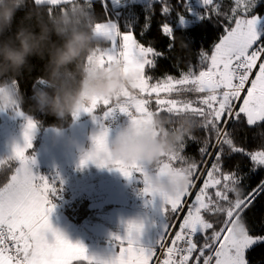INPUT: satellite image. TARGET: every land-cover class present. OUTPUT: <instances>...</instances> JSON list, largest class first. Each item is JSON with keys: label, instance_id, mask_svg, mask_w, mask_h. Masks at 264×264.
I'll return each mask as SVG.
<instances>
[{"label": "snow or ice", "instance_id": "6c2138e0", "mask_svg": "<svg viewBox=\"0 0 264 264\" xmlns=\"http://www.w3.org/2000/svg\"><path fill=\"white\" fill-rule=\"evenodd\" d=\"M96 2L83 0L82 5L93 15ZM100 2L107 15L103 22L94 21L100 37L99 62L101 65L121 62L124 72L134 73L136 81L131 90L124 91L131 103L94 98L73 114L77 120L81 114H88L99 124V131L91 137L93 147L82 156L81 166L91 163L99 168L116 169L129 179L138 176L144 183L142 194L152 200L158 195L146 182L150 172L164 178L171 171L177 174L187 171L190 182L182 192L159 195L165 222L151 248L140 244L144 225L129 222L127 235L114 234L106 254H92L82 243H72L53 227L50 217L56 204L52 197L59 194L60 185L56 182L59 177L50 179L34 173L35 156L26 153L33 148L39 121L26 115L22 104L16 105L13 111L26 120L24 144L16 145L11 156L0 159V169L11 173L0 186V264H74L77 261L86 264H249L246 254L254 246L264 244V233L253 232L246 212L257 197L264 195V180L241 197L236 191L243 180L239 164L233 170H226L225 163L228 157L239 154L251 161L250 172L264 168V150L248 151L235 142L236 136L245 129L264 125V16L254 14L259 0H232L227 12L220 0H198L199 8L193 6L192 0H178L180 7L191 19H198L199 24L211 19L208 12L200 10L209 6L211 13L229 23L224 26L225 34L214 45L211 55L201 51L199 64H189L187 71H181L178 77L165 73L157 78L151 72L161 59H168L167 54L174 51L176 32L189 29L190 18L177 14L173 22L174 8L169 0ZM32 3L46 7L49 12L53 9L60 12L78 2L32 0ZM156 4L160 5V14L164 17L159 31L168 39L164 50L155 47L154 41L142 43L135 32L140 17L132 10L134 6L144 9L139 32L143 37L151 31ZM181 47H186L183 38ZM39 83L45 85L42 80ZM5 87L20 91L18 82L11 78L0 81V91ZM101 106L102 113L98 114ZM117 112L126 115L129 124L137 129L150 124L155 116L167 118L171 127L182 115L200 118L207 137L200 149L204 162H189L182 155L184 143L153 169L142 164L129 165L110 156L98 159V153H106L108 148L111 129L105 121ZM208 161H211L210 167ZM199 168H203L199 175L206 177L200 185L193 179ZM230 194L235 198H230ZM170 220L179 223H170Z\"/></svg>", "mask_w": 264, "mask_h": 264}, {"label": "clouds", "instance_id": "9594fccd", "mask_svg": "<svg viewBox=\"0 0 264 264\" xmlns=\"http://www.w3.org/2000/svg\"><path fill=\"white\" fill-rule=\"evenodd\" d=\"M31 2L0 0V80L16 81L15 77L31 67L30 58L39 57L46 59L45 76L41 78L46 87L33 89L36 109L63 120L73 117L94 98L131 103L124 91L132 89L136 75L126 74L121 62L100 64V37L88 9L79 3L60 12L30 9L17 23V16ZM22 103L24 97L18 89L5 87L0 91V111L13 110ZM168 125L169 120L160 116L139 129L129 124L109 138L107 152L98 153L97 158L110 156L129 165L156 168L166 155L177 151L185 137H192L198 122L194 115L187 114L174 127ZM146 182L158 196L175 194L187 188L190 175L187 171H171L160 178L150 172ZM236 191L242 194L241 189Z\"/></svg>", "mask_w": 264, "mask_h": 264}, {"label": "trees", "instance_id": "16d2710c", "mask_svg": "<svg viewBox=\"0 0 264 264\" xmlns=\"http://www.w3.org/2000/svg\"><path fill=\"white\" fill-rule=\"evenodd\" d=\"M77 2L82 4L83 0H77ZM220 2L225 12L229 11L232 7V0H220ZM169 3L174 8V11L172 12L173 22H175L177 14H183L190 18V14L180 7L178 0H169ZM197 3L198 2L195 0H192L193 6L199 8ZM70 6L71 5H69V7ZM30 9L39 10L47 8L44 6H34L31 2L29 8H25L17 16V23L20 22L25 12H28ZM132 10L138 17H140L139 24L135 29L137 38L145 44L154 41L155 47L160 50H164L168 44V39L161 34L158 27L164 19V17L160 14V5H155L151 31L146 33L143 37L139 36V32L140 25L143 23L144 9L142 6L136 5ZM200 10L202 12H208L211 15V19L206 20L203 24H199L200 21L197 19L194 23L187 25L189 29L185 31L177 30L176 48L173 52L167 54L168 59H161L158 62L157 68L151 72V75H153L154 78L162 77L165 73L178 77L181 71H187L189 64L193 66L199 64L201 51L208 53V55L212 54L214 45L218 43L225 34L224 26L229 22L223 19V17H217L214 13H211L210 6L208 9L201 8ZM53 11L56 12L55 9H53ZM254 14H259L261 16L264 15V0H259V3L254 10ZM106 15L107 13L103 9L100 0H97L93 7L92 16L94 21L103 22ZM181 38H183V43L186 47H181ZM30 64V68L25 69L21 75L15 77V80L18 82L20 92L24 97V103H22L23 111L31 115L35 120L39 121L40 129H46L49 127H70L76 121L74 117L68 116L66 119L61 120L48 112L36 109L35 101L33 99V89L46 87V85H41L39 83V81L42 80L41 78L45 76L46 59L31 57ZM189 96L195 98L193 94H189ZM102 110L103 106H101L97 112L102 113ZM199 119L200 118H196L198 127L193 132L192 137H185V147L182 155H184L189 162L201 164L204 162L205 158L202 156L200 149L204 146V141L207 137L206 131L199 123ZM168 126L171 127L170 125ZM260 133H264V125L257 126L252 130L245 129L236 136L235 142L238 146H242L248 151L264 150V136H261ZM210 163L211 161H208L209 167ZM237 163L239 164V172L243 176V180L238 186V189L242 190L241 197H243L251 192L252 189L256 188L262 180H264V168H259L254 173L250 172L249 170L253 167V165L249 158L247 156L236 154L227 158L225 163L226 170L235 169ZM202 170L203 168H199L198 174ZM10 174V172L0 169V186L6 182V177ZM230 198L234 199L235 197L233 194H230ZM79 203L80 204L78 206H76L77 204L75 203L73 205L75 208L69 209L68 212L76 221L80 222L89 214L90 210L87 208V204L85 202ZM246 217L247 222L255 234L264 233V195L257 197L254 204L246 212ZM246 258L249 260V264H264V244L254 246V248L246 254ZM74 264H86V262L77 261L74 262Z\"/></svg>", "mask_w": 264, "mask_h": 264}, {"label": "rangeland", "instance_id": "374dc122", "mask_svg": "<svg viewBox=\"0 0 264 264\" xmlns=\"http://www.w3.org/2000/svg\"><path fill=\"white\" fill-rule=\"evenodd\" d=\"M195 1L198 2V0ZM197 4L199 5V3ZM195 15L193 13V16ZM196 20L190 18L187 25L194 23ZM253 75H255V72ZM25 114L31 116L26 112ZM0 118V159H4L13 154L16 145L23 146L26 120L24 117L16 115L13 110L0 111ZM98 131L99 124L94 122L91 117L79 118L68 128L49 127L40 129L38 126L37 131L34 133L33 148L26 153L35 156L36 163L32 166L34 173L48 176L50 179H53L55 175L62 176L65 173H68L67 177H70L72 169L77 165H81L80 161L84 153L92 149L91 137ZM119 131L110 132L109 138H114ZM202 172L203 170L200 173ZM93 174L99 176L98 189L106 196L97 200L101 202L111 201L116 206L104 209L100 213L103 219V222L101 221L99 225L100 228L94 229L91 235L85 236L93 243L91 253L106 254L110 249L114 234L127 235L129 222L144 225L140 244L145 248H150L154 239H158L161 226L165 222L161 210L162 199L157 196L155 200H152L151 197L143 195L142 191L139 192L138 187L142 186L141 189H143L144 183L138 176L129 179L118 170H110L109 168H99ZM204 178L206 177L199 174L197 177H193L198 185L202 183ZM59 181L57 184L60 185V191L56 196L62 199L69 198L64 178ZM132 188H136L134 192L135 203H130L129 190ZM106 193L109 194V198ZM70 198L74 199V196L70 195ZM169 222L175 223L176 220L173 222L170 220Z\"/></svg>", "mask_w": 264, "mask_h": 264}, {"label": "crops", "instance_id": "0c3cea01", "mask_svg": "<svg viewBox=\"0 0 264 264\" xmlns=\"http://www.w3.org/2000/svg\"><path fill=\"white\" fill-rule=\"evenodd\" d=\"M98 114L100 113L98 112ZM89 117L91 116L88 114H81L80 116V118ZM109 128L111 129L110 132L119 131L121 129L120 127ZM97 170H99V167H97L95 164H88L86 167L77 165L74 169H72L70 177H67L68 173L58 176L59 179H57L58 182H56L59 183V180L64 178L69 198L62 199L58 198L57 196L52 197L53 202L56 204V208L50 217L51 223L55 229L62 232L72 243H82L88 248L90 253L92 252L91 245H93V243L89 239H86L85 236L91 235L94 229L100 228L99 225L101 221L103 222L100 213L103 212L104 209H109L116 206L115 203L111 201L101 202L97 200L100 197H106L105 193L99 191L98 189L100 179L98 175L93 174V172H96ZM56 177V175L53 176V179ZM141 187L142 186L138 187V189ZM70 195H73L74 199H71ZM106 195L107 197L109 196L108 193H106ZM79 202H85L87 204V208L90 210L89 214L80 222L76 221L68 212L69 209L75 208L73 206L75 203L77 204L76 206H78L80 204ZM156 241L157 240L154 239L153 243L150 245V248L156 243Z\"/></svg>", "mask_w": 264, "mask_h": 264}, {"label": "built area", "instance_id": "2783aa9c", "mask_svg": "<svg viewBox=\"0 0 264 264\" xmlns=\"http://www.w3.org/2000/svg\"><path fill=\"white\" fill-rule=\"evenodd\" d=\"M105 122L111 128L120 127L122 129V128L126 127L127 125H129L130 120L126 115L120 114L119 112H117V114L114 117L109 118ZM138 191L141 192L142 189L140 188V189H138ZM134 192H135V188H132L131 190H129L130 203L136 202V200L134 198V194H135ZM175 223L178 225L179 221H176Z\"/></svg>", "mask_w": 264, "mask_h": 264}]
</instances>
